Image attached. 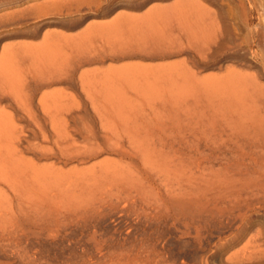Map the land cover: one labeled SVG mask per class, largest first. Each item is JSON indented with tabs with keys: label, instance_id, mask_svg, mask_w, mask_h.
Instances as JSON below:
<instances>
[{
	"label": "rangeland",
	"instance_id": "1",
	"mask_svg": "<svg viewBox=\"0 0 264 264\" xmlns=\"http://www.w3.org/2000/svg\"><path fill=\"white\" fill-rule=\"evenodd\" d=\"M148 250L264 264V0H0V264Z\"/></svg>",
	"mask_w": 264,
	"mask_h": 264
},
{
	"label": "bare ground",
	"instance_id": "2",
	"mask_svg": "<svg viewBox=\"0 0 264 264\" xmlns=\"http://www.w3.org/2000/svg\"><path fill=\"white\" fill-rule=\"evenodd\" d=\"M246 5V4H245ZM255 7V6H254ZM247 15H251V9L249 8L248 10H247V13H246ZM250 15H249V17H250ZM248 17V18H249ZM251 18H249V19H247V20H250ZM148 21V20H147ZM249 42H251L250 41V39H249ZM81 61L79 60L78 62H77V64H79ZM153 252H151V251H149L148 250V252H142V253H137V254H135L134 255V257H133V259L131 258L128 262H127V264L129 263V264H153L154 263V256H152L153 254H152ZM247 257V256H246ZM237 260V259H236ZM244 260V259H243ZM238 261H239V259H238ZM241 261V260H240ZM239 261V262H240ZM132 262V263H131Z\"/></svg>",
	"mask_w": 264,
	"mask_h": 264
}]
</instances>
